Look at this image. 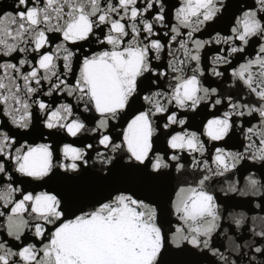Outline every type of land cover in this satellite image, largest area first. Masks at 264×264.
Listing matches in <instances>:
<instances>
[{"label": "snow or ice", "instance_id": "6c2138e0", "mask_svg": "<svg viewBox=\"0 0 264 264\" xmlns=\"http://www.w3.org/2000/svg\"><path fill=\"white\" fill-rule=\"evenodd\" d=\"M166 4L167 0H17V7L23 10L0 14V90H5L0 91V104L5 105L3 114L14 126L0 125V218L7 214V235L19 241L29 227L24 218L27 214L34 220V237L47 241L40 248L33 243L17 245L18 251L0 241V264H169V255L176 258L171 264H198L195 258L209 254L216 264H243L246 257L247 264H253L256 254L264 257V215L249 217L229 206L236 196L247 197L239 207L264 213V0L235 5L232 0H177L175 23L165 33L170 36L167 44L156 36L157 25L165 26ZM230 9L234 12L228 15ZM225 16L227 22L214 36L196 38L201 29L207 31ZM182 28L187 31L182 33ZM54 39L60 43L49 50ZM93 42L104 50L84 54L80 60L76 52ZM174 42L178 47L173 50ZM213 43L228 47L215 50L210 68L207 62L201 67V50ZM254 45H258L255 56L245 59L243 54ZM166 47L172 59L165 69L153 60H161ZM28 52L36 54L33 60L11 62L16 60L14 53ZM234 54L243 60L236 67L229 60ZM60 60L63 71H58L56 62ZM26 65L30 66L27 72L22 70ZM219 65L231 68V77L256 97L255 104L224 96L225 71L218 70ZM206 71L220 84L213 87L215 81L208 79ZM69 75L74 83L64 78ZM18 80L23 81L22 87ZM43 81H49L44 96L64 92L79 103L53 108L36 99L33 94L41 95L37 86ZM153 87L163 90L153 91ZM79 104L83 109L76 115ZM219 105L227 110L207 113L209 106L219 112ZM36 109L44 117L43 128L52 130L48 137L53 143L16 147L21 137L43 136ZM93 112L98 119L89 127L94 117L85 113ZM208 115L212 118L206 123L201 120L200 125L186 124L182 118L193 121ZM254 115L259 117L258 125L240 128L248 142L243 151L216 147L211 164L204 159L202 135L227 143L225 138L235 137L237 118ZM112 120L127 124L120 142L102 131ZM158 121H165L162 127ZM175 125L185 129L202 125L203 132L182 129L170 135ZM59 133L77 139L58 148ZM84 133H96L98 138L93 135L91 143L75 146L83 143ZM165 141L166 147H162ZM179 152L191 157V182L184 175L186 163L181 162L186 157ZM257 164L260 176L249 172L219 190L209 184ZM173 169L178 174L175 177ZM56 177L88 181L82 190L83 202L70 203L58 188L35 191ZM171 181L180 186H170ZM29 186L33 191L27 190ZM254 199L258 202L253 205ZM172 216L179 223L172 225ZM238 230L248 235L241 236ZM219 236L228 240L224 251ZM233 253L236 259L230 260Z\"/></svg>", "mask_w": 264, "mask_h": 264}, {"label": "water", "instance_id": "95a60500", "mask_svg": "<svg viewBox=\"0 0 264 264\" xmlns=\"http://www.w3.org/2000/svg\"><path fill=\"white\" fill-rule=\"evenodd\" d=\"M140 3H142V0H139ZM247 2L249 3H254V0H247ZM232 3L235 5L237 3H245V0H232ZM6 5H11V7H5ZM174 5H177V0H167V4H166V11H168V16L166 17V22H165V26H160L157 25L156 27V36L157 38H160L162 43L167 44V41L170 39V36H165L166 32L170 31V27L172 24L175 23V20L173 18V13H174ZM19 10H23L22 7L18 8L17 7V0H0V14H3L4 12H17ZM234 12V9H230L228 15H231ZM153 15L155 14L154 12L152 13ZM238 14V13H237ZM224 15V14H222ZM227 22V17L225 16V19L222 20L221 22L214 24L212 28H207V31H205L204 29H201V32L196 33V38L198 39H210L211 36H214L216 34L217 31H220L225 23ZM231 27V25H229V28ZM106 31V29H105ZM187 31V29H181L182 33H185ZM230 32H221V35H230ZM49 35H58V34H49ZM100 32L99 30H97L96 32V36H99ZM95 36L93 37V41H95ZM183 35L180 37V39H183ZM62 39V37L60 38ZM60 39H54L53 41L50 42V44L48 45V49L49 50H54L56 48V45L60 43ZM130 39V37H129ZM69 47H71V45H69ZM178 47V44L176 42L173 43V50ZM228 45H224V44H209L207 45L206 49H202L201 50V56H202V63H201V67H204L205 62H207L209 68L211 67V58L212 56L215 54V50L218 48H227ZM258 49V45H254L253 47H250L247 49V51L243 54L244 58L247 59L249 57V55H251L252 57L255 56V51ZM74 51H76L75 49H73ZM104 50L103 48L100 47L99 44L97 43H90V44H85L84 45V49L82 51H77L76 54L80 57V60L83 59V55L87 54V55H91L93 52H97V51H102ZM170 50L166 47L164 51H162L161 53V60H153V64H163L165 66V69L167 68V64L168 61L172 59V56L169 54ZM16 56V60H13L11 62L14 63H18V60L23 58V59H28V60H33L34 57L36 56L35 53L32 52H28V53H19V54H13ZM226 55V53H225ZM5 60L9 59L8 57L4 58ZM229 60L231 61L232 67H236L238 66L239 63H242L243 60L240 59L239 55L234 54L233 56L229 57ZM74 66L76 67V72L77 74L79 73V67H78V63L75 60L74 57ZM58 65V71H63V62L62 60L57 61L56 62ZM194 66V64H193ZM23 71L27 72L30 70V66H25L23 69ZM218 70L221 71H225V77L222 78L223 79V85H222V91L224 96L227 95H231L233 97L234 100H238L241 103H246V104H255L256 103V97L255 96H250L247 89L243 87L242 84H238L235 80H233V78L231 77L230 73H231V68H229L228 65H219L218 66ZM41 74L43 75V71L41 70ZM206 76L208 77L209 80L215 81L212 86L216 87L217 85L220 84V81L217 80V78L212 77L210 75L209 72L206 71ZM65 79L68 80H72L74 83V77L72 76H67L64 77ZM53 82H55L53 80ZM5 83L7 84L8 81L5 80ZM17 83H19L21 85V87L23 86V81L22 80H18ZM165 83V87H167V81L164 82ZM33 86H36L33 82ZM48 86H49V81H43L41 85L37 86L40 88L41 90V95L36 96L35 94H33V96L36 99H43L46 103H48L51 107L55 108L58 107L60 104L62 103H70L74 106H76L79 102L77 101L75 96H68L67 93L64 92H57L54 93V95L52 96H44L43 93L48 91ZM207 86V85H206ZM153 91L156 90H163V89H156L155 87H153L152 89ZM0 91H5V90H0ZM5 94H7L5 92ZM145 94H149V93H142V95ZM9 106H12V102H9ZM5 105L0 104V125L3 124H7L9 127H14L11 125L10 123V117H7L3 114V109H4ZM33 107L35 108V105H33ZM171 107L176 110L175 105H171ZM217 108L219 109V112H217L216 109L212 108L211 106H209V108L206 110L207 113H214V114H220L223 111L227 110L224 105H219L217 106ZM83 109V105L79 104V109L76 111V115H79L80 112ZM143 110V109H141ZM184 110H178V112L182 113ZM135 114V112L133 113ZM36 115L40 118V128L41 131L43 133L42 137H39L38 135H33L30 136L28 138H24L21 137L19 138V144L16 145V147H19L20 144H32L33 146L35 144H39V143H48V144H52L53 143V139L48 137V132L52 131V130H48V129H44L42 126V121L44 119V117L42 116V114L39 112L38 109H36ZM85 115H90L92 117H94V119L92 120L91 123H89V127H94L95 126V120L98 119V114L96 113H85ZM131 117H128V119H130ZM182 118H184L186 120V124L191 123L193 125H200L201 124V120H203L206 123V119L212 118L210 115L205 117H201V116H197L195 120L193 121H189L187 117L182 116ZM155 119V118H154ZM244 120H249L251 123L250 124H245ZM165 121H158V124L162 127V124ZM259 123V117L258 115H254L253 116H246V117H238L237 118V127L234 130L235 131V137L234 139L229 140L228 138H225L227 143L225 142H214L211 141L207 136H201V140L205 142V153L203 154L204 159L208 160L209 164H211L212 162V154L215 151L216 147H221V148H225V150L228 151H243V145H246L248 142L245 140L244 138V134L243 132L240 131V128H247L250 127L253 124L258 125ZM113 125L115 127H113ZM127 126L126 122H122L120 120H112L109 122V128L108 129H104L102 130L103 132L113 136V137H118L119 139H117V142H120V140L122 139V129L125 128ZM109 129H111V131H109ZM182 129L186 130V131H198V133H202L203 132V127L201 125V127L199 129H197L196 127H189L187 129H185V126L183 125H175L173 127V130L170 132V135L172 134H176L177 132H180ZM29 130H20V131H30ZM164 131H169V130H164ZM84 139H83V143L82 144H77L75 146H83L86 145L88 143H91V139L90 137L93 135H97L98 138V134L96 133H84L82 134ZM156 135L159 136L160 135V129H157ZM77 138L74 137H69L67 136L65 133H59L57 138H56V144L57 147H62L63 143H70L73 140H76ZM162 147H166V141L164 142V144L162 145ZM97 148L102 150V146L97 145ZM157 150L159 151V147L157 148ZM163 154V153H161ZM169 154H171V150H169ZM181 156L186 157V160H182V163H186V169L184 172V175L186 176L187 180L189 182L192 181L193 179V169L191 167V157L188 156L187 153L185 152H179L178 153ZM93 156H95V153H92ZM197 156V158H199L200 154H195ZM249 163H251V161H249ZM243 164V162H242ZM214 167V165H213ZM241 167L240 165H238V168ZM259 168V164H257L256 168H248L247 171H241V172H237V171H233L231 174L226 175L225 177H217L215 178V182L213 181H209V184L211 185L212 188H215L217 190H219L221 187H226V183L228 181H235V180H240L241 176H247L249 172L252 173H256L257 176H260V172L257 171V169ZM63 170H60V172L62 173ZM201 174L203 173V169L201 168L200 170ZM15 176H18L19 174H14ZM172 175L173 177L177 176L178 174L174 171V169L172 170ZM197 179L199 177H196ZM21 179H23L21 177ZM5 182V186H6ZM35 183H39V182H35ZM88 181H79V182H71V181H67L62 179L61 177H56L54 178L52 181L49 182V184L43 186V187H38L35 188L36 192H41V191H47L49 190V188H58L61 191H63L66 195V197L69 198L70 203H75V204H79L82 203L84 200V196L82 195V190L84 188H86L88 186ZM16 187H21L24 188V185H15ZM170 186H175V187H179L180 185L176 182V181H171L170 182ZM241 187H243V181H241ZM28 191H33V188L31 186L28 187L27 189ZM217 194H219L220 196H223V193L218 192ZM16 196H18L19 194H15ZM173 198H174V192H173ZM248 199L247 197H240V196H236L233 200L229 201V206H230V210H234V211H244L247 212L248 216H254V215H264V213H261L259 209H255L253 208L251 211H249V208L247 206L244 207H239L238 205H240L241 201ZM258 200H253V205L255 203H257ZM0 211H3L2 208H0ZM10 212V209L8 210ZM25 220H27L29 222V227L25 229V231L23 233H21V240L17 241L15 240L13 237L8 236L7 235V214L0 218V225H2V227H0V241H4L6 242L7 246L9 248H12L13 251H18V248L16 247L17 245L19 246H23L25 244L28 243H33L36 244L38 248L43 246V243H46L47 241L44 238H35L33 235V229L31 227V225L34 223V220L31 219L27 214H25L24 216ZM169 219L171 220L172 225H176L177 223H179V221L176 220V218L174 216L169 217ZM227 226V224L225 225ZM47 229L52 230V226L48 225L46 226ZM238 234L241 236H245L248 235L245 231L243 230H238ZM249 239H251L250 236H248ZM217 240L222 243L224 245V248L222 249V251L226 250L228 248V240H226L223 236H219L217 237ZM243 242V241H241ZM215 246L219 247V244H216ZM253 253H249V257L252 255ZM42 255V254H41ZM236 253H233L229 259H236ZM257 259L255 262H253V264H259V262L261 260H264V257L259 256V254H256ZM14 260L19 261V257H14ZM176 258L172 255L168 256V261L169 264H171V262H173ZM198 262V264H216V259L211 257V255H207L204 258H200L197 257L195 258ZM248 258L246 257L244 259L243 264H247ZM239 264V262H238Z\"/></svg>", "mask_w": 264, "mask_h": 264}]
</instances>
